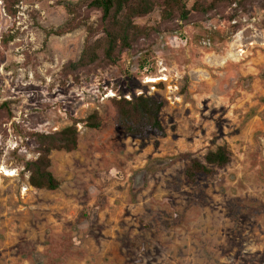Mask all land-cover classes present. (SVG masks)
Returning a JSON list of instances; mask_svg holds the SVG:
<instances>
[{
    "label": "rangeland",
    "instance_id": "obj_1",
    "mask_svg": "<svg viewBox=\"0 0 264 264\" xmlns=\"http://www.w3.org/2000/svg\"><path fill=\"white\" fill-rule=\"evenodd\" d=\"M83 0H0V264H264V0L163 24L116 65L79 80L100 13L48 37ZM197 0H187L192 8ZM158 80V83L149 82ZM164 103L165 136L116 125L115 99ZM98 112L103 127H87ZM76 125L79 145L53 152L55 192L30 185L35 134ZM227 147L230 162L189 183L193 160Z\"/></svg>",
    "mask_w": 264,
    "mask_h": 264
},
{
    "label": "trees",
    "instance_id": "obj_2",
    "mask_svg": "<svg viewBox=\"0 0 264 264\" xmlns=\"http://www.w3.org/2000/svg\"><path fill=\"white\" fill-rule=\"evenodd\" d=\"M21 0H7V11L15 17L14 6ZM237 0H197L192 8H188L187 0H83L67 6L71 19L62 27L47 31L48 37H63L74 33L90 19L94 12L100 13L98 25L88 28V36L82 54L77 62H69L64 67L65 76L89 77L99 69H107L116 65L122 52L134 49L143 40L150 39L159 29L152 30L137 24L155 11L160 10L163 24H175L177 21H189L194 14L209 15L223 7H232ZM117 111L116 125L127 135L135 139H146L155 134L165 136L161 122L164 103L141 95L132 100L122 96L115 99ZM4 112L9 119L13 118L10 103L0 106V114ZM87 127L100 130L103 119L98 112L87 120ZM33 139L37 145L36 160L26 163L30 173V185L37 190L55 192L60 189L61 182L51 172L53 152L72 153L79 145V130L76 125L54 134H35ZM230 162L227 147H219L209 152L204 162L193 160L187 167L185 176L189 183H195L200 175H211L213 168L224 167Z\"/></svg>",
    "mask_w": 264,
    "mask_h": 264
},
{
    "label": "bare ground",
    "instance_id": "obj_3",
    "mask_svg": "<svg viewBox=\"0 0 264 264\" xmlns=\"http://www.w3.org/2000/svg\"><path fill=\"white\" fill-rule=\"evenodd\" d=\"M149 82L158 83V80H149Z\"/></svg>",
    "mask_w": 264,
    "mask_h": 264
}]
</instances>
